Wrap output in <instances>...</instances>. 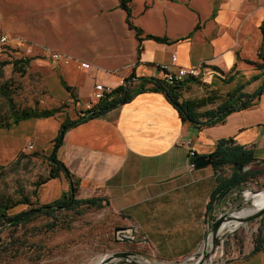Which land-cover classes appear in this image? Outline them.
I'll use <instances>...</instances> for the list:
<instances>
[{
	"label": "crops",
	"instance_id": "1",
	"mask_svg": "<svg viewBox=\"0 0 264 264\" xmlns=\"http://www.w3.org/2000/svg\"><path fill=\"white\" fill-rule=\"evenodd\" d=\"M119 2L0 0V34L12 41L11 60L20 59L30 48L28 81H41L48 96L54 78H59L64 93L52 108L69 107L50 119H32L56 125L47 138L39 129L19 131L32 120L0 129V148L20 152L33 142L36 153H46L65 120L62 114L66 120H76L71 109L93 101L96 84L115 90L132 76L163 79L160 65L176 72L207 62L200 78H186L181 90L180 101L199 103L197 113L217 110L241 85L243 93L253 94L264 84V71L255 64H262L258 53L264 50V0H133V24L144 36L169 41L146 38L140 52L137 33L126 23L127 13ZM50 52L70 61H55ZM6 60L0 57V63ZM1 72L5 79L12 78L13 63L0 66ZM255 76L260 79L252 81ZM63 82L74 88L75 99ZM86 113L83 109L78 115ZM223 139L252 150L254 166L264 162V90L249 107L200 127L183 121L164 94L144 92L66 132L57 154L70 178L45 183L40 198L46 188L47 195L55 192L49 198L53 202L72 185L79 200L108 201L104 209L118 216L122 227H131L151 254L167 261L192 258L205 241L208 205L218 178L212 165L192 168L189 153L210 157Z\"/></svg>",
	"mask_w": 264,
	"mask_h": 264
},
{
	"label": "rangeland",
	"instance_id": "2",
	"mask_svg": "<svg viewBox=\"0 0 264 264\" xmlns=\"http://www.w3.org/2000/svg\"><path fill=\"white\" fill-rule=\"evenodd\" d=\"M10 81L15 90L13 99L24 106H38V101L41 100L40 107L51 109L62 100L64 90L57 77L53 80L52 92L48 96L46 94L49 91L47 92L39 80L28 81L26 76L14 73ZM94 102L93 99L84 108L71 109V116H80L78 113L81 111L83 113V109L89 110L88 106L92 108ZM63 107V112H68L69 107L66 104ZM61 117L66 120L64 114ZM55 128L56 125L39 124L32 120L23 128H19V131L28 133L39 129V132L47 138L52 135ZM30 144L20 152L14 151L10 146L0 148V166L4 167L0 169V202L9 198L14 205L18 203L10 210V214L15 216L29 209L49 204L52 200L49 198L56 196L55 192L47 195L45 188L41 196L42 199L45 196L48 200H42L40 198L42 187L38 196L34 195L36 183L50 174L48 160L55 148L51 147L46 153L37 154L34 147L29 148ZM228 170L230 172V169ZM254 170L257 177L248 181L241 189L234 190L233 193L236 194L227 201L222 200L224 203L209 214L211 218L221 213L234 215L250 204H257V201L248 199L264 191V166L255 167ZM23 197L29 198L30 204H19ZM106 210H91L84 215L62 210L55 214V218L39 213L32 221L17 227L10 225L5 228L0 227V264H97L102 258L119 252L139 253L142 260L150 264H194L205 248L203 243L199 254L194 256L195 259L189 257L175 261L161 260L151 254L150 250L142 248L135 233V240L137 239L135 243L129 244L126 240H122L121 232L125 230L117 232L119 234L117 237L116 229L127 227H122L121 219ZM262 223L263 218L238 226L234 222L230 228L224 229L221 243L216 247L210 264H264V253L250 256ZM132 230L131 227L127 228V231L132 232Z\"/></svg>",
	"mask_w": 264,
	"mask_h": 264
},
{
	"label": "trees",
	"instance_id": "3",
	"mask_svg": "<svg viewBox=\"0 0 264 264\" xmlns=\"http://www.w3.org/2000/svg\"><path fill=\"white\" fill-rule=\"evenodd\" d=\"M133 0H120L119 7L126 11L127 18L126 23L129 25L132 30L136 31V37L140 42L139 50H142V42L144 39H152L158 42L168 43L169 41L163 37H157L152 35H145V32L135 26L132 22L133 18V9L131 3ZM259 60L262 61V64L255 63L259 68L264 71V50L258 53ZM12 62L6 60L0 63V66H6L9 63H13V72L18 73L21 76H25L26 69L31 63L30 57L17 58L11 60ZM252 63V62H251ZM264 75V74H263ZM0 77L4 78L3 73H0ZM12 79V78H10ZM10 79L0 80V129H10L11 127L18 126L23 122L29 120L53 118L59 113L63 112V105L56 108H42L39 106H24L13 99V93L15 90L12 88L13 83ZM260 79L259 76L252 77V81ZM196 80V79H195ZM183 82H168L165 78H143L138 80L135 76L128 78L123 85L119 86L112 92L108 93L103 97L99 102L95 103L93 107L87 110L85 116H78L76 120L67 119L62 123V127L59 130L58 137L55 139L53 147H56L60 143V140L66 132L75 125L83 123L85 117L87 120L99 118L105 113H108L112 109L119 108L122 104L131 101L137 95L141 93L156 92L162 93L178 110L180 117L183 121H189L196 125L197 127L208 125V121L214 120L212 125L216 122L221 121L224 117H227L234 109H245L251 105V103L258 97L252 98L253 94L243 93L242 90L244 86H240L236 91L230 94V100L219 106L215 111H206L203 113H197L196 108L199 103H194V101H180L181 99V90ZM64 87L68 92L71 93L72 98L75 99L76 94L74 93V88L68 86L63 82ZM174 102H177L179 106H176ZM235 110V111H236ZM217 119L216 116L221 115ZM60 146V144H59ZM58 146V148H59ZM38 154V153H37ZM213 160L212 167L215 170L216 177L218 178V186L215 196H212V199L208 205L207 214H211L216 210V208L221 205L222 197H225L228 191L230 193L236 189H241L248 181L257 177V173L254 170L257 163V159L254 156L252 150L245 149L241 146H233L230 142L225 139L219 142L218 148L214 153L210 155ZM50 164V174L45 179L36 183V191L34 192L35 197L38 196L39 189L47 182L64 177L69 180L70 173L65 167L64 163L59 161L57 152L54 155L50 154L49 157ZM3 166H0V169H3ZM230 169V172L228 169ZM249 168V169H246ZM228 172V173H227ZM74 188V186H73ZM75 191V190H74ZM75 193V192H74ZM72 189L62 192L61 196L50 204H45L42 206H47L48 209L44 213L50 218H55V214L59 211H74L79 215H84L86 212L91 210H101L104 209L109 202L102 198H88L81 199L75 198ZM19 204H30V200L27 197H23ZM17 204H13L11 199H5L0 202V227H7V223L13 218L10 214V210L13 207H16ZM39 206V207H42ZM38 207V208H39ZM39 214V213H38ZM19 215V214H18ZM37 214L30 215L25 219L11 223L10 226L17 227L22 223H27L36 216ZM17 216V215H16ZM54 226V225H52ZM255 245L251 252L250 256H256L260 253H264V217L262 228L259 229L258 234L255 238Z\"/></svg>",
	"mask_w": 264,
	"mask_h": 264
},
{
	"label": "water",
	"instance_id": "4",
	"mask_svg": "<svg viewBox=\"0 0 264 264\" xmlns=\"http://www.w3.org/2000/svg\"><path fill=\"white\" fill-rule=\"evenodd\" d=\"M144 77L140 78L143 79ZM264 90V84L260 86L259 89H257L254 93H253V97L252 98H256L257 96L259 97L262 92ZM174 104L176 106H179V104L177 102H174ZM236 109H234L233 111H235ZM222 116H216L215 119H217L218 117ZM87 119V117H85L84 121ZM214 120H210L208 121L209 124H211ZM63 138H61L60 143H62ZM59 144H57L56 147H54V151L52 153V155H54L57 150H58V146ZM194 165L196 169H201L204 168L206 166H211L213 164V160L211 157L209 156H202L199 158H196L194 160ZM263 165L264 166V162H261L258 164ZM71 189L72 192L74 193V188L71 185ZM254 193V192H252ZM260 193V192H259ZM257 193V194H259ZM230 194V191L227 192V194L225 195V197H222V199L228 197ZM252 205V204H251ZM247 207V206H246ZM48 207L47 206H42L39 208H34V209H29L27 211H24L22 213H20L17 216H13V218L9 221V223H7L8 225H10L11 223H16L18 221H21L23 219H25L28 216H32L34 214H38V213H42L45 210H47ZM246 208H243L241 211L245 210ZM237 213V212H235ZM233 214H228V213H221L217 216H215V218H211V215H208V228H207V234L205 237V241L203 246L205 247L202 254L199 256L198 260H196V262L194 264H210V260H212V257L215 254V250L216 247L221 243L220 239H221V235H222V231H224V229H227V225L232 224L234 222L238 223L239 225L241 224H249L252 221H257L261 218H263L264 216V207L261 208L260 210H258L257 212L251 213L250 215L246 216V217H242L239 218V216H235ZM240 213V212H239ZM122 230H127V228H118L116 229L115 233L122 231ZM226 235H223V237H225ZM212 244V246H211ZM191 259H195L194 257ZM97 264H150L148 262H144L142 260V256L139 253H135V252H119V253H115L113 255H109L106 258H102L100 261L97 262Z\"/></svg>",
	"mask_w": 264,
	"mask_h": 264
},
{
	"label": "built area",
	"instance_id": "5",
	"mask_svg": "<svg viewBox=\"0 0 264 264\" xmlns=\"http://www.w3.org/2000/svg\"><path fill=\"white\" fill-rule=\"evenodd\" d=\"M11 39L9 36L7 35H3L0 34V57H3L7 60H11L14 57V51H13V46L11 44ZM31 49L30 48H26L24 50V54L21 58H25V57H30L31 55ZM52 59H54L55 61H60V60H65L67 62H69V58L65 57L64 55H61L59 53H54V52H50ZM173 61L176 62V56L173 57ZM207 62H203L201 63L199 66L195 67V66H191L189 68H177L176 72H171L170 71V66L168 65H160L159 69L161 71H163V75L164 78L168 81V82H183L186 78L188 77H192L195 79L200 78V76L202 75L203 71L205 70V68L207 67ZM83 68H89L88 64L82 63ZM124 84V83H123ZM113 90L110 87L104 86L102 84H96L94 87V97L93 99L97 102H99L103 97H105L106 94L112 92ZM89 109H91L90 106H88ZM29 148L32 149L33 145L30 144ZM190 156L192 157L193 161L194 159L197 158V155L195 152H193V150L190 151ZM195 163L192 162L191 166L192 168L195 167L194 165ZM117 237H119V234L117 233ZM121 238L122 240H126V241H135V234L133 232L130 231H123L121 232Z\"/></svg>",
	"mask_w": 264,
	"mask_h": 264
},
{
	"label": "bare ground",
	"instance_id": "6",
	"mask_svg": "<svg viewBox=\"0 0 264 264\" xmlns=\"http://www.w3.org/2000/svg\"><path fill=\"white\" fill-rule=\"evenodd\" d=\"M248 200L257 201L256 202L257 204L255 205L253 203V205H251V204L248 205L245 210L241 211L240 213L239 212L235 213V216H239V218L246 217V216L250 215L251 213L257 212L258 210H260L261 208H263L264 207V191L261 192V193H259V194H254ZM231 225L232 224L227 225V228L228 227L230 228ZM238 225L239 224L237 223L236 226H238ZM230 230H232V229H230Z\"/></svg>",
	"mask_w": 264,
	"mask_h": 264
},
{
	"label": "flooded vegetation",
	"instance_id": "7",
	"mask_svg": "<svg viewBox=\"0 0 264 264\" xmlns=\"http://www.w3.org/2000/svg\"><path fill=\"white\" fill-rule=\"evenodd\" d=\"M136 241H137V239L135 241H127L126 243H129L130 244V242L135 243Z\"/></svg>",
	"mask_w": 264,
	"mask_h": 264
}]
</instances>
